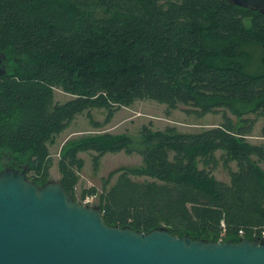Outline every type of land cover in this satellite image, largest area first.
<instances>
[{"label": "trees", "instance_id": "16d2710c", "mask_svg": "<svg viewBox=\"0 0 264 264\" xmlns=\"http://www.w3.org/2000/svg\"><path fill=\"white\" fill-rule=\"evenodd\" d=\"M0 53V167L26 165L29 179L46 182L49 145L83 112L94 128L143 98L197 116L220 113L223 121L198 132L144 124L139 139L104 131L68 140L56 163L60 180L75 199L95 194L107 224L165 226L194 240L262 239L264 143L247 136L264 115V8L228 0H0ZM54 88L72 97L57 102ZM94 108L105 110L103 120ZM82 151L95 152L94 165L119 151L138 153L141 163L112 169L100 191L78 195ZM218 163L228 181L212 174Z\"/></svg>", "mask_w": 264, "mask_h": 264}, {"label": "water", "instance_id": "95a60500", "mask_svg": "<svg viewBox=\"0 0 264 264\" xmlns=\"http://www.w3.org/2000/svg\"><path fill=\"white\" fill-rule=\"evenodd\" d=\"M264 8V0H230ZM0 53V75L3 73ZM21 168L0 169V264H264V240H194L165 227L107 224L98 204L38 184Z\"/></svg>", "mask_w": 264, "mask_h": 264}, {"label": "rangeland", "instance_id": "374dc122", "mask_svg": "<svg viewBox=\"0 0 264 264\" xmlns=\"http://www.w3.org/2000/svg\"><path fill=\"white\" fill-rule=\"evenodd\" d=\"M259 49L255 51L257 54ZM71 94L64 92L60 88H54V99L57 102H64L71 98ZM183 105H179L175 109H168L166 104L159 103L152 99L136 100L129 106L120 107L114 113L110 122L103 127L94 128L90 125L85 112L77 114L66 128L59 133L54 142L49 145V152L52 158V166L49 169V179L60 180V173L57 169V159L59 157L62 146L68 140L76 139L84 135H92L98 132L109 131L112 133H127L133 139H139V133L142 125H147L151 129H163L167 125L176 127L177 130L183 132H195L214 125L219 124L222 120L220 113H206L197 116L193 113H187L183 109ZM93 116L97 120H103L105 110L102 108L92 109ZM230 116L233 117L231 113ZM248 116H254L252 114ZM251 143H264V115L257 116L251 133L247 136ZM94 151L79 152L83 158L84 164L79 171V181L76 185L77 194L81 189L88 187H96L100 191L103 185L104 177H107L109 171L114 168L129 165L136 166L141 163V156L138 153L107 152L100 158L99 164L94 165L92 156ZM219 155V152L217 153ZM234 167V164L232 163ZM264 167V164L262 165ZM212 174L216 178L228 181L229 177L221 163L213 169ZM112 177L111 183L115 180ZM141 180L143 177H137ZM95 205V203H94Z\"/></svg>", "mask_w": 264, "mask_h": 264}, {"label": "built area", "instance_id": "2783aa9c", "mask_svg": "<svg viewBox=\"0 0 264 264\" xmlns=\"http://www.w3.org/2000/svg\"><path fill=\"white\" fill-rule=\"evenodd\" d=\"M76 189V187H75ZM96 195L95 194H86L82 199H80L81 201L85 202V203H91V204H96ZM243 231L240 229L238 231V235H240L242 237ZM261 238H264V232L261 233Z\"/></svg>", "mask_w": 264, "mask_h": 264}, {"label": "flooded vegetation", "instance_id": "af4514ba", "mask_svg": "<svg viewBox=\"0 0 264 264\" xmlns=\"http://www.w3.org/2000/svg\"><path fill=\"white\" fill-rule=\"evenodd\" d=\"M228 1H230V0H228ZM231 2V1H230ZM2 65H3V63H2ZM4 69V68H3ZM23 166H25V165H22V164H15V163H13V162H5V163H2L1 164V167H0V169L2 170L3 168H21L22 169V167Z\"/></svg>", "mask_w": 264, "mask_h": 264}]
</instances>
